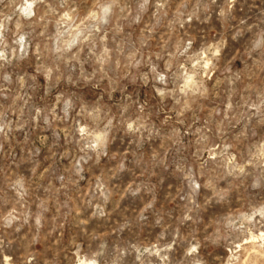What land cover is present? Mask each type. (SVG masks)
Instances as JSON below:
<instances>
[{"label":"rangeland","instance_id":"rangeland-1","mask_svg":"<svg viewBox=\"0 0 264 264\" xmlns=\"http://www.w3.org/2000/svg\"><path fill=\"white\" fill-rule=\"evenodd\" d=\"M0 264H264V0H0Z\"/></svg>","mask_w":264,"mask_h":264}]
</instances>
